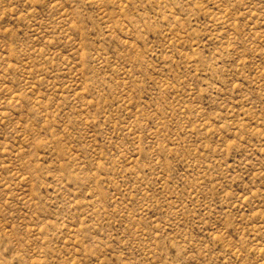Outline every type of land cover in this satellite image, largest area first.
I'll return each instance as SVG.
<instances>
[{"label":"rangeland","instance_id":"374dc122","mask_svg":"<svg viewBox=\"0 0 264 264\" xmlns=\"http://www.w3.org/2000/svg\"><path fill=\"white\" fill-rule=\"evenodd\" d=\"M0 264H264V0H0Z\"/></svg>","mask_w":264,"mask_h":264}]
</instances>
